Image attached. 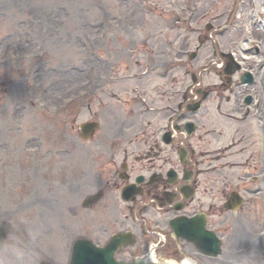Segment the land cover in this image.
<instances>
[{
    "label": "rangeland",
    "instance_id": "374dc122",
    "mask_svg": "<svg viewBox=\"0 0 264 264\" xmlns=\"http://www.w3.org/2000/svg\"><path fill=\"white\" fill-rule=\"evenodd\" d=\"M192 4L200 7L195 17V30L200 31L212 22V16L222 15V23L229 19L239 0H0V169L8 176L25 174L27 182L32 181L41 194L50 196L51 186L52 193L59 194V198L53 194L52 208L66 211L67 231L58 242H50L57 259L66 246L69 250L70 234L82 235L80 220L66 209L80 199L78 165L82 166V157L83 169H91L87 154L78 157L76 153L77 128L91 114L84 111L64 123L62 106L81 87L97 83L99 77L102 84L120 86L116 91L122 94L133 81L119 83L117 78L141 72L147 65L162 69L167 63L174 64L171 58L179 57V49H191L195 44V35L191 39V29L185 23ZM207 12L209 16H202ZM175 18L179 23L173 22ZM215 25L220 28L217 22ZM221 42L227 46L225 38ZM178 75L181 83L188 81L183 70ZM140 84L156 99L159 78L151 76ZM61 170L66 172V179ZM85 183L91 185L93 181ZM94 185L95 181L87 192ZM87 192L83 191V197ZM10 207H15L13 200ZM71 209L76 207H70L69 212ZM81 220H86V214ZM62 221L59 218V227ZM87 222L94 233L90 219ZM9 228L18 238L15 228ZM32 251L34 264L40 257L49 258L33 247ZM234 252L226 247L219 259L202 264H227L226 259L232 261ZM260 264H264V257Z\"/></svg>",
    "mask_w": 264,
    "mask_h": 264
},
{
    "label": "flooded vegetation",
    "instance_id": "af4514ba",
    "mask_svg": "<svg viewBox=\"0 0 264 264\" xmlns=\"http://www.w3.org/2000/svg\"><path fill=\"white\" fill-rule=\"evenodd\" d=\"M169 103L163 115L169 119L167 124L159 128L155 126L151 133L145 128L140 133L139 170L144 177L140 199L149 208L142 218L143 229L158 235L157 229L164 230L169 224L170 215L177 213L174 210L176 206L181 207L183 213L189 216L196 213L207 216L208 222L214 215L213 224L208 226L218 228L216 232L220 233V224L224 222L222 217L227 219L225 203L231 188L228 168L232 167L226 161L227 150H211L212 139L208 132H192L191 136L186 137L170 134V141L164 143L163 135L165 132H173L174 116L177 114L175 102ZM132 141L130 139V143ZM181 155L182 160L179 158ZM171 171L175 172L169 178ZM118 180L119 184L114 183L116 188L125 184V180ZM109 189L115 199V189L111 185ZM184 247H189V244L185 243Z\"/></svg>",
    "mask_w": 264,
    "mask_h": 264
},
{
    "label": "bare ground",
    "instance_id": "6f19581e",
    "mask_svg": "<svg viewBox=\"0 0 264 264\" xmlns=\"http://www.w3.org/2000/svg\"><path fill=\"white\" fill-rule=\"evenodd\" d=\"M2 173L3 172L0 171V176L2 175ZM6 185H9L11 189L4 188L5 191L10 192L12 190H17L20 192L19 200L21 202V205L19 213L23 219L22 224L27 227V230L29 228V232L31 235H34L35 237L45 238L46 236H48L47 229L51 224L54 226V230L60 229V231H62L64 229V227H59V217L53 215V213L57 212L56 209H51L49 207L46 208L45 206H35V202L40 199L39 189H37L36 191L34 186H29L28 192H24L22 190V187L23 185H25V183H23L21 179H18L17 176L9 179L6 182ZM35 213L37 217L36 220L32 219L31 217V214ZM20 252H23L21 247ZM5 264H15V260L10 259L9 261L5 262Z\"/></svg>",
    "mask_w": 264,
    "mask_h": 264
}]
</instances>
